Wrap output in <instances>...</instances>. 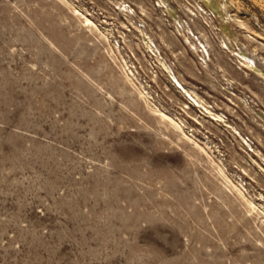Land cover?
I'll list each match as a JSON object with an SVG mask.
<instances>
[{
	"label": "rangeland",
	"instance_id": "rangeland-1",
	"mask_svg": "<svg viewBox=\"0 0 264 264\" xmlns=\"http://www.w3.org/2000/svg\"><path fill=\"white\" fill-rule=\"evenodd\" d=\"M68 1L0 0V264H264V0H167L207 69L157 0Z\"/></svg>",
	"mask_w": 264,
	"mask_h": 264
},
{
	"label": "bare ground",
	"instance_id": "bare-ground-1",
	"mask_svg": "<svg viewBox=\"0 0 264 264\" xmlns=\"http://www.w3.org/2000/svg\"><path fill=\"white\" fill-rule=\"evenodd\" d=\"M62 2H64L67 5H70L71 6V3L68 0H62ZM202 2L204 3V5L207 8H209L210 10H212L214 12V10H213V8H215L214 0H202ZM138 7H139V9H140V11L142 13H144V14H148L149 13V12H146V9L144 8L143 5H141V6L139 5ZM154 7L162 8V10L164 9L170 17L172 16L174 18V19H172V21L176 23V28L178 29V32H182L183 31L181 33L182 34V37H183V41H184V44L182 43V49L183 50H186V51H188L190 53H194V54H197L198 56H200V58L198 59L199 63H196L194 60H191V63L193 65H195V66L200 65L201 67H204L205 69H207L208 68V62L210 61V54H209V51H208L209 45L207 43V40L204 39V42L201 41V40H199L198 43L194 42V39H192L190 37V32L192 34V37L194 36V34L192 33V30L189 27L188 23L187 22H184L183 23L184 25H183L182 22L180 20H178L174 16V10H172L171 7H169V3H168L167 0H157V3L154 4ZM182 7H183L184 13L187 14L189 18H191V17H197L198 14L193 9H191V7H187L186 5H182ZM117 8H118V10L119 9L123 10L125 13H128V12H132L133 13V11L130 9V7L127 6V5H125L123 2H119ZM200 11H201V14L204 15L205 17L208 16L209 14H211V13H209L207 15V11L204 8H200ZM72 12H73L74 15L78 16L79 20L83 23L84 26H87L90 30H95L97 32V34L101 38L105 39L106 41H109V37H108V34H107L108 33V29L105 28V27H99L93 21L92 17L90 16L91 14H89L88 12H81L78 9H75L74 7H72ZM201 18H204V17H201ZM191 21H194V20L192 19ZM206 23L204 25L206 27H208ZM141 27L142 26H135L134 25V28L136 29V31L141 34V42L145 46V48L147 49V51L157 59L159 65L162 67V69L165 72L169 73V75L171 76L172 82H174V84L176 85V87L181 91V93L184 94V96H186V99L190 103H192L195 107L196 106H198V107L204 106L203 101L196 94H194V92H189V90H187L184 87L183 82L180 79H178V77L172 72V68L169 65H167L164 61H162V58L159 56L160 55L159 50L157 49V47L155 45H153L151 37L148 36L147 33H145L142 30ZM179 27L182 29V31L179 29ZM203 29L204 28L201 25H200L199 28H197V30H199V33L202 34V37H205V35L203 33ZM158 30L161 32L160 33V36H161V39H162L163 43H165V45L168 47L169 44L166 43L165 42L166 40L164 39L165 38L164 36L166 34L165 31H164V29H162L160 26H158L157 31ZM185 30L187 32H184ZM197 40H198V38H197ZM187 46H188V48H187ZM179 54L182 55L183 52H180ZM236 57L239 58L240 62H242V65L244 67L253 68L254 71H257V70H255V62H254L253 58L248 57L247 55H245L241 51H239V52L236 53ZM154 111L157 114V116H159V118L164 123L166 122L165 124L168 123V124H170V126H173V127L175 126L174 128H178L179 130H181V125L177 122V120L174 117H172L171 115H169V114H167V113H165V112H163V111H161L159 109H155ZM208 112L210 113V111H208ZM210 115L213 116L212 119H214L216 121H221V116L220 115H216V114H213V113H210ZM256 137H257V134H256ZM246 143H247V140H246ZM251 151H253V150H251ZM222 174H224V173H222ZM244 174H245V171H244ZM225 177H226V179H228L226 175H225ZM228 181L230 182L231 180H228ZM236 191L238 192V194L240 195V197L246 203V205L248 207V211H257L258 208H257L256 204L253 201L247 199L245 197V195L243 194V192L240 189H238L237 187H236Z\"/></svg>",
	"mask_w": 264,
	"mask_h": 264
}]
</instances>
